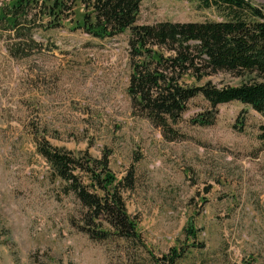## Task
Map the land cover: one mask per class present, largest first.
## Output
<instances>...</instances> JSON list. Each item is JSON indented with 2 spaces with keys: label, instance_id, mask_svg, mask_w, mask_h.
I'll use <instances>...</instances> for the list:
<instances>
[{
  "label": "rangeland",
  "instance_id": "rangeland-1",
  "mask_svg": "<svg viewBox=\"0 0 264 264\" xmlns=\"http://www.w3.org/2000/svg\"><path fill=\"white\" fill-rule=\"evenodd\" d=\"M264 7V0H251ZM84 10L37 37L40 53L15 60L0 43V264H153L199 231L200 249L179 264H264V118L240 102L217 108L213 126L193 123L211 106L193 99L174 128L177 141L133 115L128 95L130 32L94 38ZM217 21L192 0H145L138 25ZM208 82L237 87L219 73ZM109 157L143 246L91 241L73 227L79 202L65 196L37 146Z\"/></svg>",
  "mask_w": 264,
  "mask_h": 264
},
{
  "label": "trees",
  "instance_id": "trees-1",
  "mask_svg": "<svg viewBox=\"0 0 264 264\" xmlns=\"http://www.w3.org/2000/svg\"><path fill=\"white\" fill-rule=\"evenodd\" d=\"M144 1L0 0V43L15 60L40 53L37 37L60 27L61 20L80 6L84 10L81 28L88 35L105 40L130 32L132 74L127 92L133 115L161 129L167 141L178 140L174 127L199 96L211 106L193 121L201 127L213 126L217 108L231 102L251 107L264 118V7L251 0H192L218 20L138 25ZM219 73L243 82L219 88L211 82L189 86L185 81L191 77L200 82ZM259 140L264 147V126ZM37 149L61 182L64 195H73L79 202V215L71 221L74 228L94 242L118 238L144 247L123 196L134 184L130 178L118 181L108 156L100 160L88 154L78 156L46 143ZM198 233L189 223L187 244L153 257V264H179L188 249L202 247Z\"/></svg>",
  "mask_w": 264,
  "mask_h": 264
}]
</instances>
